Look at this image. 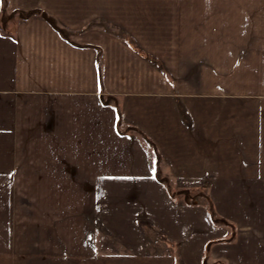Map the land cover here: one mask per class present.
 Listing matches in <instances>:
<instances>
[{"label":"crops","instance_id":"1","mask_svg":"<svg viewBox=\"0 0 264 264\" xmlns=\"http://www.w3.org/2000/svg\"><path fill=\"white\" fill-rule=\"evenodd\" d=\"M0 264H264V0H0Z\"/></svg>","mask_w":264,"mask_h":264},{"label":"built area","instance_id":"2","mask_svg":"<svg viewBox=\"0 0 264 264\" xmlns=\"http://www.w3.org/2000/svg\"><path fill=\"white\" fill-rule=\"evenodd\" d=\"M186 203L187 204H199V201L195 198L190 197L189 195L186 196Z\"/></svg>","mask_w":264,"mask_h":264},{"label":"rangeland","instance_id":"3","mask_svg":"<svg viewBox=\"0 0 264 264\" xmlns=\"http://www.w3.org/2000/svg\"><path fill=\"white\" fill-rule=\"evenodd\" d=\"M188 195H189L190 197H192V196H191V193H190V194H188ZM203 195H204V194H202V195H199V196H200V198H197V199H198V201H199V203L201 202V200H202V199H206V198H205V195H204V196H203Z\"/></svg>","mask_w":264,"mask_h":264},{"label":"trees","instance_id":"4","mask_svg":"<svg viewBox=\"0 0 264 264\" xmlns=\"http://www.w3.org/2000/svg\"><path fill=\"white\" fill-rule=\"evenodd\" d=\"M215 222H216V223H218V221H217V220H216ZM232 227H233V226H232Z\"/></svg>","mask_w":264,"mask_h":264},{"label":"snow or ice","instance_id":"5","mask_svg":"<svg viewBox=\"0 0 264 264\" xmlns=\"http://www.w3.org/2000/svg\"><path fill=\"white\" fill-rule=\"evenodd\" d=\"M153 170H155V169H153Z\"/></svg>","mask_w":264,"mask_h":264}]
</instances>
